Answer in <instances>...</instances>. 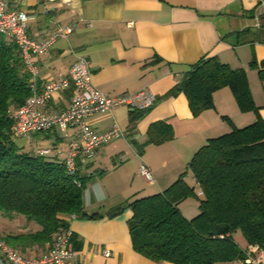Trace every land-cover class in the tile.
Returning a JSON list of instances; mask_svg holds the SVG:
<instances>
[{
    "label": "crops",
    "instance_id": "obj_1",
    "mask_svg": "<svg viewBox=\"0 0 264 264\" xmlns=\"http://www.w3.org/2000/svg\"><path fill=\"white\" fill-rule=\"evenodd\" d=\"M8 2L10 9L36 17L30 22L28 31L38 40L47 39L60 25L78 23L69 38L57 40L46 54L33 58L39 69L40 88L68 77L73 64L85 58L90 64L94 85L107 96L133 94L143 88L157 96L155 105L144 112L121 106L88 118L90 127L96 132H104L117 123L126 137L109 141L90 162L80 165L82 175L89 177L83 193L88 216L61 215L74 232L72 247L77 252L76 263L173 264L154 261L134 249L129 228L133 216L130 208L117 217L108 214L130 200L164 192L187 172L188 163L209 139L257 120L256 112L240 111L230 88L216 92L215 108L199 116L192 114L184 93H172L191 67L201 60L217 57L233 69H244L252 98L264 119V17L257 16L256 2ZM75 92L74 87L64 90L46 109L55 111L68 107ZM161 121L173 127L174 138L162 144L148 143L149 128ZM75 133L76 129H70L69 134ZM22 139L26 140L22 147L27 150L50 148L52 157L64 162L70 155L69 138L58 126ZM142 162L151 168L154 184L139 173ZM186 180L197 185L190 171ZM199 187L196 188L198 194L202 193ZM179 208L187 219L200 214V202L195 198L183 201ZM94 214L101 217L91 219ZM239 242L250 257L259 258L261 251L257 247H248L242 237ZM47 246H36L33 252L42 253ZM232 264H245V261Z\"/></svg>",
    "mask_w": 264,
    "mask_h": 264
},
{
    "label": "trees",
    "instance_id": "obj_2",
    "mask_svg": "<svg viewBox=\"0 0 264 264\" xmlns=\"http://www.w3.org/2000/svg\"><path fill=\"white\" fill-rule=\"evenodd\" d=\"M22 56L14 39L0 34V212L24 215L40 226L36 232L13 236L21 242L19 245L10 237L0 236L11 247L31 253L36 246L52 243L69 226L61 215L88 216L83 193L89 177L82 175L80 165L71 175L64 161L17 144L11 112L33 95L31 74ZM219 60L208 57L192 66L172 93H184L192 114L199 116L215 108L216 92L230 88L240 111L256 112L257 120L209 139L188 163L187 172L164 192L130 200L108 214L117 217L130 208L133 247L157 262L245 261L249 252L241 246L239 237L264 254V119L252 98L246 71ZM147 135V142L154 144L175 136L173 127L164 121L152 124ZM188 171L202 194H198L197 185L186 180ZM190 198L200 202V214L193 219H187L179 208Z\"/></svg>",
    "mask_w": 264,
    "mask_h": 264
},
{
    "label": "built area",
    "instance_id": "obj_3",
    "mask_svg": "<svg viewBox=\"0 0 264 264\" xmlns=\"http://www.w3.org/2000/svg\"><path fill=\"white\" fill-rule=\"evenodd\" d=\"M49 2H69L70 0H48ZM256 2V14L264 17V0ZM35 16L26 12L10 9L8 0H0V34L16 41L25 60L26 68L31 74L33 95L27 102L13 110V132L16 138H28L32 133L49 131L55 126L69 138L70 155L65 163L71 175L77 173L79 165H85L96 155V152L115 138L126 137V133L116 123L104 132H96L88 118L97 113L112 112L125 106L133 111L151 109L157 96L148 88H143L133 94L109 97L100 91L93 83L89 61L79 58L72 66L70 75L38 86L39 69L33 58L46 54L59 39H67L76 30L78 23L73 21L64 26L56 27L47 39L38 40L30 36L29 24ZM71 87L76 89L71 104L62 109L48 111L49 103L61 92ZM70 129H76L75 134H69ZM41 155L52 153V149L38 150ZM139 173L150 183H155L151 168L144 162L139 165ZM202 194V193H200ZM74 217H76L74 215ZM73 217V218H74ZM74 232L70 226L62 229L55 239L42 253H23L11 247L0 236V264H77V252L72 247ZM107 255H110L108 252ZM245 264H264V254L259 258L248 257Z\"/></svg>",
    "mask_w": 264,
    "mask_h": 264
},
{
    "label": "rangeland",
    "instance_id": "obj_4",
    "mask_svg": "<svg viewBox=\"0 0 264 264\" xmlns=\"http://www.w3.org/2000/svg\"><path fill=\"white\" fill-rule=\"evenodd\" d=\"M17 144L21 147L25 145L26 140L22 138L16 139ZM40 229V226L35 221H29L24 215L16 214L6 216L0 212V235L3 237H10L13 243L21 244L20 241L12 238L15 235L28 234L33 230Z\"/></svg>",
    "mask_w": 264,
    "mask_h": 264
},
{
    "label": "water",
    "instance_id": "obj_5",
    "mask_svg": "<svg viewBox=\"0 0 264 264\" xmlns=\"http://www.w3.org/2000/svg\"><path fill=\"white\" fill-rule=\"evenodd\" d=\"M224 231L225 232H227L228 231V228H226V226H225V228H224ZM220 232H217V234H219Z\"/></svg>",
    "mask_w": 264,
    "mask_h": 264
}]
</instances>
